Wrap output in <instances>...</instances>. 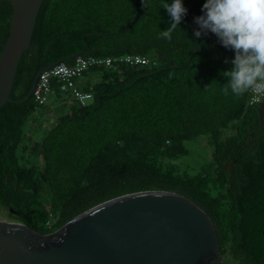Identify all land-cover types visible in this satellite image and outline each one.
<instances>
[{
	"label": "trees",
	"instance_id": "1",
	"mask_svg": "<svg viewBox=\"0 0 264 264\" xmlns=\"http://www.w3.org/2000/svg\"><path fill=\"white\" fill-rule=\"evenodd\" d=\"M162 2L43 1L13 99L27 94L40 64L87 49L85 41V59L140 56L149 62L82 69L74 83L91 93L86 104L52 80L48 101L54 96L62 113L41 139L26 127L47 103L32 95L0 108V212L47 234L113 198L173 192L211 216L224 261L264 264V99L250 105L249 91L240 97L221 91L228 78L220 73L233 67L235 52L214 33L195 36V17L206 0H183L188 12L170 41L158 38L171 24ZM12 11V2L0 0V55ZM77 59L64 63L75 67ZM204 135L209 161L193 171L169 165L189 154L187 142Z\"/></svg>",
	"mask_w": 264,
	"mask_h": 264
},
{
	"label": "water",
	"instance_id": "2",
	"mask_svg": "<svg viewBox=\"0 0 264 264\" xmlns=\"http://www.w3.org/2000/svg\"><path fill=\"white\" fill-rule=\"evenodd\" d=\"M8 1L13 11L0 55V108L9 101H27L44 70L89 51L85 41L87 49L40 64L27 94L13 99L18 68L24 52L32 46L44 0ZM0 264L230 263L223 260L214 221L201 206L178 193L150 190L98 204L47 234L0 215Z\"/></svg>",
	"mask_w": 264,
	"mask_h": 264
},
{
	"label": "clouds",
	"instance_id": "3",
	"mask_svg": "<svg viewBox=\"0 0 264 264\" xmlns=\"http://www.w3.org/2000/svg\"><path fill=\"white\" fill-rule=\"evenodd\" d=\"M143 4L148 6L146 0ZM159 7L166 9L171 24L160 30L158 38L170 41L188 9L183 0H163ZM201 11L203 14L195 17L199 26L195 36L214 33L225 48L235 52L233 67L220 73L228 78V83L222 85L223 94L231 90L240 97L250 89L264 91V0H206Z\"/></svg>",
	"mask_w": 264,
	"mask_h": 264
},
{
	"label": "built area",
	"instance_id": "4",
	"mask_svg": "<svg viewBox=\"0 0 264 264\" xmlns=\"http://www.w3.org/2000/svg\"><path fill=\"white\" fill-rule=\"evenodd\" d=\"M114 61H127L134 64H147L149 62L148 57L140 56H124L117 58H96L90 57L85 59L81 56L78 57L75 67L69 66L65 63H60L48 70H44L36 83L35 89L32 93L35 101L38 104H46L49 98V94L52 91V80L62 82L60 88L63 91H70L72 96L83 104L87 103V100L91 98V93L83 92L75 86L74 79L82 69L89 65H106L110 66ZM264 99V91H258L255 89L249 90L248 101L250 105L261 102Z\"/></svg>",
	"mask_w": 264,
	"mask_h": 264
},
{
	"label": "rangeland",
	"instance_id": "5",
	"mask_svg": "<svg viewBox=\"0 0 264 264\" xmlns=\"http://www.w3.org/2000/svg\"><path fill=\"white\" fill-rule=\"evenodd\" d=\"M90 102L91 98L87 100V103ZM59 112L62 113V111H59V108H55V98L51 96L46 104V108L40 110V112L30 120L29 125L26 127L28 134L33 136L35 140L41 139L45 131L50 128L51 121L56 118ZM187 148L189 150L188 155L172 159L169 161V165L178 167L181 171H193V169H199L211 158L212 148L208 145L207 135L200 136L197 140L187 142ZM0 215L5 216V218L10 217L7 211L1 210Z\"/></svg>",
	"mask_w": 264,
	"mask_h": 264
},
{
	"label": "bare ground",
	"instance_id": "6",
	"mask_svg": "<svg viewBox=\"0 0 264 264\" xmlns=\"http://www.w3.org/2000/svg\"><path fill=\"white\" fill-rule=\"evenodd\" d=\"M77 57H79V56H77ZM61 63H64V62H61ZM58 64H60V63H58Z\"/></svg>",
	"mask_w": 264,
	"mask_h": 264
}]
</instances>
